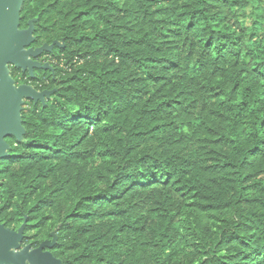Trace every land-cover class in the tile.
<instances>
[{
	"label": "trees",
	"instance_id": "trees-1",
	"mask_svg": "<svg viewBox=\"0 0 264 264\" xmlns=\"http://www.w3.org/2000/svg\"><path fill=\"white\" fill-rule=\"evenodd\" d=\"M23 1L68 94L24 102L0 223L52 208L62 264H264V0ZM191 196L236 220L193 238Z\"/></svg>",
	"mask_w": 264,
	"mask_h": 264
},
{
	"label": "water",
	"instance_id": "water-1",
	"mask_svg": "<svg viewBox=\"0 0 264 264\" xmlns=\"http://www.w3.org/2000/svg\"><path fill=\"white\" fill-rule=\"evenodd\" d=\"M23 0H0V160L7 156L9 145L7 138H22L24 128L21 123V110L26 100L44 103L51 91H39L27 84L16 85L10 75V67L34 76L35 69L51 68L40 63L37 58L44 52L59 46L54 41L32 47L34 41L33 22L27 21V27L19 26L20 10ZM24 226L17 230L0 223V264H62L50 249L56 241L54 232L51 240L41 242L37 247L21 246Z\"/></svg>",
	"mask_w": 264,
	"mask_h": 264
},
{
	"label": "rangeland",
	"instance_id": "rangeland-1",
	"mask_svg": "<svg viewBox=\"0 0 264 264\" xmlns=\"http://www.w3.org/2000/svg\"><path fill=\"white\" fill-rule=\"evenodd\" d=\"M23 7H24V1H23L22 8L20 10V14L22 12ZM237 17L239 18V16ZM252 18H253V14L250 10V7H247L246 13L242 19L245 21V23H249ZM34 19H37V17H35ZM19 26H20V23H19ZM22 28H25V27H22ZM54 41L61 44L57 47L63 46L62 42L57 41V40H54ZM43 44H48V43H43ZM50 52L42 53L37 58V60L42 64L43 63L49 64L51 68L36 69L34 71V76L30 78L27 72H22L21 70L18 69L19 71H17V73L15 74L16 78L18 79L17 81H15L14 77L10 73L16 85L27 84V85H31L35 89L39 88V91H43V90L51 91L50 95L45 97V100H50L53 97H58L60 94H63V93L68 94V90H67L68 87H66L67 85L65 84V82H63L65 73L62 71H59V69H62L65 66L64 65L65 62L69 63V60L65 59V57H61L60 59H57L56 57H53V55L49 54ZM51 62H58L59 65L57 64L56 67L55 66L53 67V65H51ZM10 70H11V67H10ZM47 70L49 72H46ZM249 102L250 101H247L248 104ZM93 158H94L93 160H90L88 162V167H91L92 165H95L98 162V159L96 160V156ZM201 202L203 201L198 199L196 196H191L186 201V203H191L195 205H192L191 208L190 207L185 208V210L188 211V217H183L184 220L181 222V225H183L184 227L188 229L189 233L192 235L193 238L203 237L205 239H208L211 236V234L215 232V230L217 229V226H220L222 222L226 220V221L233 223L236 220V216L231 208L216 209V210L202 209L199 205H197V204H200ZM44 212H45L44 214L45 217L42 218L44 226L38 225L40 224V222H38L40 219L39 220L31 219L29 222H27L26 219H24V221L21 222L19 226L17 225V227L11 228V229L17 230L21 225L24 226L21 246L29 245L31 248L37 247L41 242L45 240H51L52 238L51 234L53 232L57 237L58 231L56 229L49 230L50 233L48 232V234L50 235V238L46 237L47 230L51 226V220H53L55 216L53 214L52 208L45 209ZM36 221L37 223H35ZM34 240H36L37 242L36 245H33L32 243ZM191 245H194L193 242L191 243ZM197 258H199V256H197Z\"/></svg>",
	"mask_w": 264,
	"mask_h": 264
},
{
	"label": "flooded vegetation",
	"instance_id": "flooded-vegetation-1",
	"mask_svg": "<svg viewBox=\"0 0 264 264\" xmlns=\"http://www.w3.org/2000/svg\"><path fill=\"white\" fill-rule=\"evenodd\" d=\"M33 248V247H32Z\"/></svg>",
	"mask_w": 264,
	"mask_h": 264
}]
</instances>
